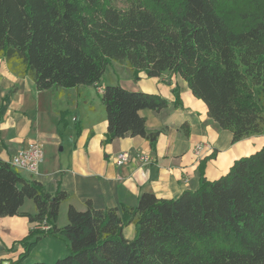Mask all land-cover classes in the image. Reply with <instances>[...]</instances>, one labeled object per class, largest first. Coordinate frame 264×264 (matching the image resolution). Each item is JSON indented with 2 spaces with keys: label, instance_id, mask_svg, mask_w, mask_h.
Returning a JSON list of instances; mask_svg holds the SVG:
<instances>
[{
  "label": "trees",
  "instance_id": "16d2710c",
  "mask_svg": "<svg viewBox=\"0 0 264 264\" xmlns=\"http://www.w3.org/2000/svg\"><path fill=\"white\" fill-rule=\"evenodd\" d=\"M115 1L0 0V57L37 90L98 87L112 63L134 79L178 74L232 142L264 130V0H122L121 8ZM100 101L105 142L156 141L160 131H148L139 110L159 112L165 98L106 84ZM69 197L0 159V217L32 224L10 264H22L46 236L68 246L52 264H264V143L219 178L202 174L195 190L171 199L143 192L135 206L119 208L69 204L58 227ZM25 198L34 214L20 211ZM129 224L132 239L123 235Z\"/></svg>",
  "mask_w": 264,
  "mask_h": 264
},
{
  "label": "crops",
  "instance_id": "0c3cea01",
  "mask_svg": "<svg viewBox=\"0 0 264 264\" xmlns=\"http://www.w3.org/2000/svg\"><path fill=\"white\" fill-rule=\"evenodd\" d=\"M112 65L116 75L112 84L158 94L167 100L166 107L159 112L139 110L146 129L160 131L152 145L140 136L105 142L107 123L103 105L97 118L98 107L83 96L86 115L80 122L76 116L81 98L79 86L37 90L29 75L14 71L0 57V159L8 162L29 141L40 144L43 159L38 173L23 177L39 181L50 193L60 188L70 195L60 204L58 223L59 220L62 223L69 204L77 210H84L86 201L94 208L135 206L143 192H151L158 198H175L185 190H195L202 174L208 180L217 179L234 160L254 153L263 145L264 130L232 142V133L208 116L206 105L192 95L178 74L166 72L148 77L140 72L138 79H134L125 64ZM104 85L95 87L99 96ZM68 106L75 109L69 113L74 126L69 124ZM184 124L186 134L182 130ZM66 133L71 140L68 144L64 142ZM65 145L67 150L63 152ZM119 152L129 156L120 166L114 162ZM140 155L148 161H141ZM33 208H24L22 204L20 211L34 214ZM30 227L32 224L25 217H0V233L2 229L18 232L10 249L0 238L9 258L14 259L20 250L17 235L27 233ZM123 235L132 239L134 226L127 225ZM55 238L58 237L46 236L40 241ZM13 251L15 256L11 254Z\"/></svg>",
  "mask_w": 264,
  "mask_h": 264
},
{
  "label": "rangeland",
  "instance_id": "374dc122",
  "mask_svg": "<svg viewBox=\"0 0 264 264\" xmlns=\"http://www.w3.org/2000/svg\"><path fill=\"white\" fill-rule=\"evenodd\" d=\"M115 5L117 7H124L126 4L124 1L122 0H117L115 1ZM113 64V63H112ZM109 64L105 71L104 74L101 77L100 83L101 84H112L114 82H116V75L113 72V65ZM78 92H80V96L81 98L79 99V105L76 108V116H77V120L78 121H82L83 118H85L86 112H85V108H84V104H83V96H88V99L93 102L95 104L96 107H98L99 110H97V113L95 114V116L98 118V111L100 112L101 109L103 108L101 101H100V96L97 93V90L94 86H84L81 85L79 86ZM76 93V90H75ZM102 106V108H101ZM68 111V115L67 117H69V121H70V117L72 115L69 116L70 112H75V109L73 106H68L67 108ZM69 124H72L73 126L75 125L74 123H72L71 121L69 122ZM67 134L65 135V144L69 143L71 140L66 138ZM67 145H65V150L63 152H66L67 150ZM59 147H62L61 145H59ZM19 173L23 176H28L29 177V173H27L26 171L23 170H18ZM23 207L33 210L34 208V204L32 202V200L25 198L24 202H23ZM59 215V214H58ZM26 219V218H25ZM27 220V219H26ZM64 222V223H63ZM58 223V222H57ZM66 223V213H64L63 216V220L62 223L60 224V220L59 223L60 226H63ZM2 233V234H1ZM1 235L0 238L2 240H5V242L8 244L7 247L10 249V247H12L13 239L16 238V233H18L16 230H9V231H3V229L1 230ZM27 233H24L23 235H17L19 236L17 241L20 240L22 237H24ZM2 236V237H1ZM5 238V239H3ZM50 241V242H49ZM6 247L4 246V244L0 241V264H10V261L7 259L9 258V256L7 255V251L5 249ZM14 254V256L16 255V252L11 253ZM55 254H60V255H55ZM68 254V246H67V242L65 239L63 238H55V239H48V240H44V241H39L37 246L30 252L29 256L25 259L23 264H31L33 262H45L47 264H52L56 259L58 258H63L64 256H66ZM55 255V257H53Z\"/></svg>",
  "mask_w": 264,
  "mask_h": 264
},
{
  "label": "built area",
  "instance_id": "2783aa9c",
  "mask_svg": "<svg viewBox=\"0 0 264 264\" xmlns=\"http://www.w3.org/2000/svg\"><path fill=\"white\" fill-rule=\"evenodd\" d=\"M200 146H197V149ZM43 153L40 144L37 141H29L24 147L18 149L16 153L11 157L8 163L17 170H23L31 175L38 173V166L42 162ZM139 159L143 162H147L148 158L140 155ZM129 160V156L126 152H119L114 162L120 166Z\"/></svg>",
  "mask_w": 264,
  "mask_h": 264
}]
</instances>
